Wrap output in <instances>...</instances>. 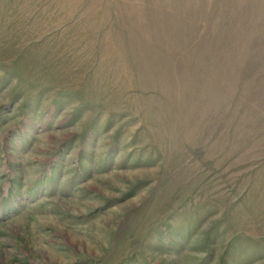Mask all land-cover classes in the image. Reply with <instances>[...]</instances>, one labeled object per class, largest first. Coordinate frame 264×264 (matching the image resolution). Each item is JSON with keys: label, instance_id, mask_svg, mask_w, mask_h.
Masks as SVG:
<instances>
[{"label": "rangeland", "instance_id": "374dc122", "mask_svg": "<svg viewBox=\"0 0 264 264\" xmlns=\"http://www.w3.org/2000/svg\"><path fill=\"white\" fill-rule=\"evenodd\" d=\"M0 264H264V0H0Z\"/></svg>", "mask_w": 264, "mask_h": 264}]
</instances>
